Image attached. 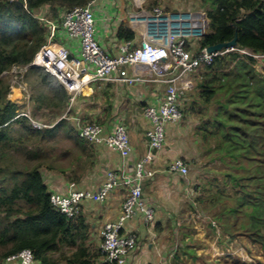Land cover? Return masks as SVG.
Listing matches in <instances>:
<instances>
[{"label": "trees", "instance_id": "obj_1", "mask_svg": "<svg viewBox=\"0 0 264 264\" xmlns=\"http://www.w3.org/2000/svg\"><path fill=\"white\" fill-rule=\"evenodd\" d=\"M89 1L91 0H0V264H15L14 261H7V257L22 249H29L33 253L34 264H115L107 260L100 247L90 249L87 244L89 225L85 224L80 213L76 218L68 219L50 205V191L43 181L42 168L45 171L56 169L58 155L50 151L44 152L42 141L58 138L64 127V120L53 123L50 127L33 128L30 124L33 118L31 115H18V107L24 105H18L6 97L8 86L2 79L3 73L14 65L30 64L38 48L46 41L50 27L45 19L35 15L36 10L43 5H50L52 18L58 20L59 12L64 13ZM199 1L201 6L206 7L210 29L201 39L202 46L228 42L236 37L237 45L250 48L256 53H264L263 0ZM119 36L132 39L134 33L122 26ZM253 63L252 57L231 52L216 57L211 65L202 68L204 71L198 85L199 97L204 104L215 100L217 105H221L212 114L216 122L214 126L230 142L227 147H221L219 153L233 147L234 140H238L240 145L243 140H250L249 143L254 144L255 138L260 139L264 135L263 112L249 111L252 109V104H249L248 108L242 110L244 112L238 114L228 109L229 106L221 102L220 98H215L217 90H223L224 87V95L236 103L239 97L246 101L245 96L249 92L254 93L257 99L253 108L260 109L263 106L264 111V77L255 72ZM26 75L35 78L34 83L45 90L42 93H45L43 95L51 103L56 102L58 114L70 109V95L58 81L49 80V75L43 68L29 66ZM41 96H31L35 108L36 102L41 105L38 102ZM196 104L197 100H194L192 106ZM235 108L239 110L237 104ZM221 109L228 115L230 122L225 132H222L225 120H221L222 117L219 116ZM235 121L240 124L234 125ZM210 123L208 119L204 122ZM18 125H21V131L17 129ZM201 128L205 130L203 136L207 138V125ZM260 144L264 149V137ZM242 148L241 157H244L247 150L245 146ZM253 150L258 154L253 157L258 160L253 167L254 174L249 175L247 170L245 175L231 171L223 173L226 181L221 182L222 188L213 194L219 204V212L213 218L221 225H226L224 216L221 215L226 213L231 216L237 212L236 206L242 205L243 216L245 215L252 228L248 235L264 249V151L260 152L256 144ZM11 153L22 155L29 164L19 168L10 167L12 161L7 160ZM229 154L234 156V153ZM242 167L241 163L236 166L239 169ZM221 194L226 195V198L228 195L229 198L220 201L218 195ZM228 219L231 220L229 225H233L224 226V232L228 229L233 236L232 230L238 232L234 229L237 225L234 218ZM156 226L159 228V225ZM188 250L184 248L186 256L192 257L194 254ZM173 257L176 258L177 255Z\"/></svg>", "mask_w": 264, "mask_h": 264}, {"label": "built area", "instance_id": "obj_2", "mask_svg": "<svg viewBox=\"0 0 264 264\" xmlns=\"http://www.w3.org/2000/svg\"><path fill=\"white\" fill-rule=\"evenodd\" d=\"M94 1L70 8L62 15V26L69 39L78 43L77 50L56 42V25L50 22L47 41L35 53L31 64L43 67L64 87L70 95L68 108L91 83L112 80L128 84L160 83L165 87L158 105H146L143 109L150 123L145 131L148 150L136 163L133 173L110 170L96 191L75 188L68 193L53 192L49 197L54 210L72 219L81 212L84 200L104 202L113 190L126 189L118 217L106 222L100 230V249L107 260L126 264L137 247L138 236L135 232H126L125 224L138 213L148 224L155 220L154 209L143 202L142 182L153 174L150 164L155 153L165 145L166 124L179 122L182 116L180 103L184 94L193 88L192 73H198L200 68L211 65L216 57L231 52L251 56L256 64L264 60V54L254 53L252 49L236 43L213 51L202 46L201 39L210 32L209 18L204 9L165 10L160 6L147 8L145 5L127 16L130 28L138 33L137 38L125 39L117 47V52L111 53L95 38ZM29 66L14 65L12 68L22 73ZM15 77L18 81L22 78L19 75ZM18 115L29 116V113L18 112ZM31 124L33 128L51 126L33 118ZM77 135L90 143H103L123 158L132 152L123 124L115 125L105 134L100 123L89 121L78 127ZM168 170L186 176L188 167L178 157L168 163ZM7 261L34 264L33 253L23 249L8 256Z\"/></svg>", "mask_w": 264, "mask_h": 264}, {"label": "crops", "instance_id": "obj_3", "mask_svg": "<svg viewBox=\"0 0 264 264\" xmlns=\"http://www.w3.org/2000/svg\"><path fill=\"white\" fill-rule=\"evenodd\" d=\"M144 3L140 0L94 1L95 38L105 50L111 53L117 52V47L125 40L119 36L122 26L132 31L134 38H137L138 33L130 28L127 16ZM35 14L41 18L49 15L57 25L56 41L67 45L69 49L77 50L78 43L69 39L60 23L61 12L58 22L57 19L52 18L50 5L41 6ZM49 17L46 18L49 20ZM48 77L52 82L54 80L57 82L54 77L50 75ZM164 89L165 87L160 83L128 84L112 80L88 85L70 107L67 119L73 128L65 126L61 129L63 138L71 143L60 150L65 155L66 162L59 157L58 167L53 171H45L43 176L48 190L58 193H68L75 188L96 191L110 170L119 172L125 170L129 174L133 173L136 163L148 150L145 131L150 123L144 116L143 109L146 105L157 106L159 96L164 93ZM126 120L129 121L128 124ZM89 121L100 123L104 127L105 134L115 125L125 122L132 146L131 154L123 158L103 143H90L78 137V126ZM181 132L182 128H179L178 122L166 124L165 145L155 153V158L150 164L152 176L142 182L143 202L154 209L155 220L148 224L138 213L126 222L125 231H133L138 236L137 249L126 264H167L172 260L171 258H174L173 253L167 254L166 251L173 245L172 225L177 224L179 194H184L186 186H183L182 175L168 170V163L178 157L187 161L184 147L179 144L181 141L176 140V136L179 139ZM125 193L126 189L118 188L113 190L104 202L89 199L83 201L80 214L85 224L89 225L87 244L90 249L95 250L100 247V230L106 222L118 217ZM156 225H159L158 230L155 228Z\"/></svg>", "mask_w": 264, "mask_h": 264}, {"label": "rangeland", "instance_id": "obj_4", "mask_svg": "<svg viewBox=\"0 0 264 264\" xmlns=\"http://www.w3.org/2000/svg\"><path fill=\"white\" fill-rule=\"evenodd\" d=\"M153 5L160 6L165 10L172 9L173 7L191 10H205L206 8L205 6H201L199 0H145V7H154ZM46 17L48 18L49 15H46ZM50 18L51 17H49V19ZM57 21H60V19ZM231 65L232 63L229 65V69ZM253 67L259 76L264 75V60L257 64V68L260 70L259 72H257L254 65ZM200 69L199 75V72L192 73L193 88L186 92L180 103L182 116L178 123L179 128H182V132L179 139L176 136V140L178 142L179 140L181 141L179 144L181 146L183 145L185 155L188 157L187 161L183 159L188 167V172L186 176H183L184 179H182L184 182L183 186H186V191L184 192L183 189L184 194H179L180 207L176 215L177 224L172 225L174 230V238L172 239L173 245L166 251L167 254L173 253V256L177 255V257L171 258L172 260L167 264H264V249L260 243L253 242L250 235H248L249 230H252V228L248 225L249 221L246 220L245 215L243 216L244 211L243 208H241L242 205L236 206L237 212L233 213L231 216H228L226 213L222 214L221 211V217L224 216V223L226 225H221L219 221L213 218V216L219 212L218 200L213 198V194L222 188L220 183L226 181V177L223 173L231 171L235 174L245 175V170H247L249 175L254 174L253 167L258 163V160H255L253 157H256L258 154L253 150V146L256 144L257 149L263 152V145L260 144V141L264 135L260 139L255 138L254 144H250V140H243V144L240 145L238 144V140H234L232 141L234 144L233 147H228L227 150H221L219 153V149L221 147H227L230 142L226 137H223L214 126L216 122L212 114L217 110L218 106L221 108V105H217L215 100H213L214 102L204 104L199 97L200 88L198 85L202 80L204 71L202 68ZM17 75L22 76L20 81L16 80L15 76ZM2 79L5 85L8 86L6 97L18 105H24L23 107H18V112H29V115H31L33 119L50 125L53 123L57 124L64 120L62 124L64 127L71 126L67 119L70 114V109L68 112H66V110L63 114H58L56 102H54V104L51 103L43 95L44 92L42 93V91L45 90L34 83L35 78H33V76L26 75L24 71L22 73L19 72V70L13 71V68H10L3 73ZM222 89L223 90H217L215 98H220L221 102L226 103L227 106H229L228 109H232L240 114L244 112L242 111L244 108H248V105L252 104V109L249 111L264 113L262 110L263 106H260V109L253 108L255 99H257L254 93L251 94L249 92L245 96L247 98L246 101L241 100L239 97L238 103H236L235 101L228 100L224 95L225 87ZM38 95H42L41 102L38 101L41 105H38L36 102L35 110V104L31 102V96L36 97ZM33 99L36 100V98ZM194 100H197L196 106H192ZM27 101L29 104H26ZM236 104L239 110L235 108ZM219 113H221L219 116L222 117L220 119L225 120L226 123V125L222 126V132H225V130H228L227 125L230 123L228 121V115L225 111L222 112V109ZM206 119L211 123L204 124ZM236 119L238 120V118ZM128 122L129 121L126 120V124H128ZM124 123L123 125L127 131V125ZM233 124H240V122L235 121ZM204 125H207V138L203 136L205 130L201 128ZM20 127L21 125L17 126L18 131H21ZM210 133H215L216 135L212 136ZM63 137L64 136L60 134L58 138L42 141V150L44 152L50 151L55 153L56 156L58 155L57 159L60 157L62 161L66 162L65 155L60 152V150L63 147L69 146L71 143ZM242 146H245V150H247L246 156L244 157H241ZM230 152L234 153V156L230 155ZM8 158V162L12 161V164L9 165L10 167L19 168L29 164V162L18 153H11ZM220 158H223V160H220ZM240 163L243 165L242 169L236 168ZM42 169V175L45 176V168L43 167ZM218 198L220 201L223 199L227 200L229 196L227 195L226 198V195L221 194L218 195ZM229 217H231V219L234 218V223L237 225L234 229L238 232L232 230V233H234L233 236L230 235L228 229L224 232V226L232 227L233 225V223L229 225L231 221L228 219ZM170 226L171 225H169V227ZM184 248L189 249L188 251H192L194 255L192 257L190 255L186 256Z\"/></svg>", "mask_w": 264, "mask_h": 264}, {"label": "clouds", "instance_id": "obj_5", "mask_svg": "<svg viewBox=\"0 0 264 264\" xmlns=\"http://www.w3.org/2000/svg\"><path fill=\"white\" fill-rule=\"evenodd\" d=\"M35 15H36V14H35ZM62 15H63V13H62ZM62 15H61V24H62ZM38 18H41V17L38 16ZM41 19H45L46 22H47L48 24H49L50 22L54 23L52 20L50 21V20H48L46 17H43V18H41ZM54 24L56 25V23H54ZM49 27H50V25H49ZM56 29H57V25H56ZM56 29H55V31H56ZM47 37H48V36H47ZM46 41H47V38H46ZM46 41H45V42H46ZM45 42H44V43H45ZM56 42H58V41H56ZM44 43H42L41 46H42ZM236 44H237V43H236ZM41 46H40V47H41ZM40 47H39V48H40ZM39 48H38V50H39ZM38 50H37V51H38ZM37 51H36V52H37ZM253 52H254V51H253ZM254 53H256V52H254ZM257 54H264V53H257ZM34 56H35V55H34ZM250 57H251V56H250ZM33 58H34V57H33ZM252 58H253V57H252ZM32 60H33V59H32ZM253 60H254L253 65L256 67L257 72H259L260 70L257 68L256 60H255L254 58H253ZM31 62H32V61H31ZM28 65H29V64H28ZM30 66H37V67H38V65H36V64H31V63H30ZM39 67H41V66H39ZM28 68H29V67H28ZM41 68H43V67H41ZM43 69H44V68H43ZM48 75L52 76V75L49 74V73H48ZM262 75H263V74H262ZM263 76H264V75H263ZM52 77H53V76H52ZM54 78H55V77H54ZM61 86H62V85H61ZM185 94H186V93H185ZM185 94H184V95H185ZM68 111H69V110H67L66 112H68ZM51 193H53V192L51 191L50 194H51ZM50 205H51V204H50ZM22 250H23V249H22ZM20 251H21V250H20Z\"/></svg>", "mask_w": 264, "mask_h": 264}, {"label": "water", "instance_id": "obj_6", "mask_svg": "<svg viewBox=\"0 0 264 264\" xmlns=\"http://www.w3.org/2000/svg\"><path fill=\"white\" fill-rule=\"evenodd\" d=\"M264 1V0H263ZM236 43V37H234L233 39H231L230 41L228 42H222V43H217V44H214V45H211V46H208L207 49L209 51H213V50H216V49H220L222 47H226V46H230V45H234Z\"/></svg>", "mask_w": 264, "mask_h": 264}, {"label": "bare ground", "instance_id": "obj_7", "mask_svg": "<svg viewBox=\"0 0 264 264\" xmlns=\"http://www.w3.org/2000/svg\"><path fill=\"white\" fill-rule=\"evenodd\" d=\"M145 5V4H144ZM154 6V5H153ZM55 79V78H54ZM63 87V86H62ZM19 89V88H18ZM27 100V99H26ZM33 109V108H32ZM35 110H36V108H35ZM29 113V112H28ZM19 119V118H18ZM78 126V125H77ZM79 127V126H78ZM32 128V127H31ZM73 128V127H72ZM75 129V128H74ZM75 131V130H74ZM73 134V133H72ZM76 137V136H75ZM102 144V143H101ZM82 208V207H81ZM77 217V216H76ZM75 217V218H76Z\"/></svg>", "mask_w": 264, "mask_h": 264}]
</instances>
